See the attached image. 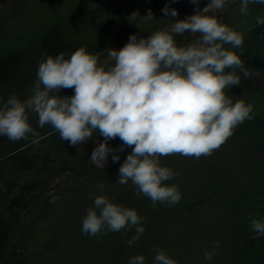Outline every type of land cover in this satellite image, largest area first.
I'll return each mask as SVG.
<instances>
[{"label": "clouds", "instance_id": "obj_1", "mask_svg": "<svg viewBox=\"0 0 264 264\" xmlns=\"http://www.w3.org/2000/svg\"><path fill=\"white\" fill-rule=\"evenodd\" d=\"M192 3L199 7V0ZM225 3L209 0L202 10L174 21L170 28L147 36L129 34L120 49L108 48L112 63L107 67L83 45L71 53L45 52L31 96L26 100L15 94L0 97V136L19 140L31 134L36 142L39 134L29 122L30 112L37 114L40 127L50 124L71 145L81 144L98 130L103 140L95 142L89 159L92 163L104 167L109 153L113 162L119 161L116 153L133 146L119 166L115 183L130 180L137 194L148 196L153 207L158 201L175 205L182 193L177 184L166 182L179 173L162 165L160 156L179 153L198 158L210 154L254 115L251 103L243 98L234 100L225 91L240 83V73L249 74L235 51L243 44V33L223 23L222 18L206 14L209 8L220 9ZM250 3L264 5V0H240L241 13L247 14ZM161 11L165 16L178 15L168 3ZM143 17L152 20V10ZM256 23L264 25V16H257ZM186 31L201 35L178 45L174 34ZM225 44L233 47L225 48ZM62 87H72L73 94L60 95ZM117 136L123 144L109 146L107 142ZM97 187L103 191L102 182ZM249 218L251 228L264 234V216L250 214ZM143 219L134 208L100 194L87 208L81 231L99 236L135 226V234L126 241L131 245L145 232ZM218 246L219 241H214L212 250L204 251V258L211 260ZM145 260L143 254H137L128 264H145ZM152 264L178 261L161 248Z\"/></svg>", "mask_w": 264, "mask_h": 264}, {"label": "trees", "instance_id": "obj_2", "mask_svg": "<svg viewBox=\"0 0 264 264\" xmlns=\"http://www.w3.org/2000/svg\"><path fill=\"white\" fill-rule=\"evenodd\" d=\"M76 1H79L78 4ZM76 1L70 20L60 21L59 24L51 25L29 37H21L17 32L10 48L7 47V43L0 41V97L7 99L12 93L21 94V99L30 97L38 64L45 58V52L50 55L61 51L71 53L83 45L89 52L99 54L110 47V44L114 42L118 44L121 38H125L130 32L142 33L155 25H166L172 21L171 15L165 16L161 11L170 0ZM116 2L121 3L123 8L130 9V21L123 23L120 18H115L121 15L123 8L120 9L121 11L115 9L112 13L109 12L106 19L99 17L98 12L101 8L111 7ZM182 2V0H174V8L178 10ZM145 4L148 9L155 7V10H152L153 19L149 21L143 17L137 21L132 13L137 12L138 8ZM239 4L240 1L235 5ZM256 9L264 11V5L257 4ZM113 13L119 14L112 17ZM239 31L243 33L247 42L250 39L252 41L249 46L247 44L246 49L243 47L238 49L241 50L239 54L241 59L249 73L257 72L264 79V25H257L255 21L240 28ZM115 33L118 34L113 37ZM112 38L115 39L112 41ZM18 39L20 43L14 45L13 42L16 43ZM237 72L239 73L240 70L237 69ZM240 75V83L226 88V93L243 89L245 75L243 73ZM256 88L264 92V84ZM254 116L252 119H246L243 124L246 133L236 134L238 143L233 145L234 150L231 149V144L228 145L230 148H223L220 145L210 155L202 154L198 158L179 153L160 156L162 165L169 166L174 172L179 173L166 183L177 184L182 197L175 205L158 201L153 207L151 199L141 193L134 204L137 205L138 214L144 217L141 223L145 227V232L131 245L126 241L135 234V226L114 232L106 231L97 238L82 233L81 228L76 226L63 229L57 226L53 218L69 215L66 219L67 223L75 220L76 214H70V209L64 210L65 212L60 209L63 206L72 208V201L76 199H84L83 206L79 207L81 209L87 205L90 197L96 195H112L116 199L122 193H127L130 197V193L125 190V184L115 183L119 167L102 169L83 165L92 148V137L84 144L85 147L81 149L79 158H75V163L79 162L76 163L77 165L63 160L67 157L65 155H70L72 152H68L61 144L53 146L49 144L51 153L62 160H58L59 166L50 169L49 174L56 170V176L63 172L75 176L71 177V185L63 188L57 199L53 201L46 199L44 206L40 207V218H38L40 238L35 232L32 237L39 242L40 253L49 257L46 264H128V259L137 254L148 257L145 264H152L153 256L149 254L154 244L171 230H183L182 226L187 222L186 216L208 218L219 228L224 244L229 251L234 252V255H231L233 264H264V234H259L251 228L249 218L250 214L252 217L264 216V133H261L264 122L258 115ZM38 134L40 141L38 138L36 142H33L34 138L31 134L28 139L21 138L16 141L0 136V162L8 163L12 168L18 165L22 170L31 168L35 157L33 159L26 157V151L31 147H40L41 152L44 150L43 145L47 138H51L50 143H53L52 139L56 140L60 135L52 126ZM115 142L123 141L117 137ZM219 156H224L222 163L216 162ZM43 159H45L43 167H46V163L54 162L45 155ZM101 182L104 186L103 191L97 187ZM12 188L11 182L0 188V207H2L0 264H23L22 260L15 256L14 246H10L12 236L16 235L14 227L16 222L12 217L17 216L18 212L14 210L21 205L23 195L35 191L37 185L34 182L24 184L20 187L18 196L4 201ZM124 202L127 206L130 205L127 201L124 200L123 204ZM26 206L27 204L23 203V207ZM43 210L48 212L47 218L41 215ZM7 212L11 217L5 216ZM174 239L178 241L180 237L174 236Z\"/></svg>", "mask_w": 264, "mask_h": 264}, {"label": "rangeland", "instance_id": "obj_3", "mask_svg": "<svg viewBox=\"0 0 264 264\" xmlns=\"http://www.w3.org/2000/svg\"><path fill=\"white\" fill-rule=\"evenodd\" d=\"M75 1L76 0H0V41L7 43V47L10 48L13 45L12 41L15 40V34L17 32L20 33L21 37H29L31 35L40 33L42 30L47 29L51 25L59 24L60 21H64L67 19L70 20L72 8L75 5ZM182 1V6L177 10L178 15L172 17V21L170 23L166 25H155L154 27L143 31L142 33L140 31V33H136V31L130 32L126 34L125 38H121L118 44H116L115 42H111L112 44H110V47H107L104 52L97 54L99 63L105 67L112 63L111 58L108 56V48L120 49L127 42L129 34L147 36L155 30L170 28L171 24L174 21L184 19L186 15H191L196 11L202 10L209 3V0H199V7L196 8L193 5L192 0ZM238 1L240 0H226V3L222 8H209L206 14L215 15L219 18H222L223 23L238 31L240 28L244 27L247 24L251 25L255 23L257 16H264V11L262 9L257 10V4L251 3L248 5L247 14L241 13V4H239L238 6L235 5ZM78 2L79 1H76V4H78ZM168 4H170V7H174V0H170ZM147 7V4H145L138 8V11L136 12L137 16H135L137 21H140L147 13ZM122 8L123 5H121V3L119 2H116L111 7L101 8L98 14H100L99 17H101V19H106V15L109 12L112 13V11H114L115 9L120 10ZM129 10L130 9H128L127 7H124L122 11L120 10V16H116L119 13H113V15L111 16L120 18L123 23L128 22L131 19ZM151 10L154 11L155 7L152 6ZM226 13L227 17L225 18ZM117 34L118 33L113 34V37L117 36ZM200 35V33H192L189 31H186L183 34H174L175 40L177 41L178 45H186L187 43L193 42L197 40ZM113 39L115 38H112V41ZM18 41L19 39L16 43L13 42L14 45L20 43ZM251 42V39L249 42L244 39L243 44L240 46V48L243 47L246 49L247 44L249 46ZM224 47L231 49L233 46L231 44H225ZM238 49L239 48L235 49V51L240 54L241 50ZM243 79L245 81V84L242 90H239L237 92L231 90L230 93L227 92V94L233 96V99L243 98L247 103H251L253 105V112L255 115L253 116L257 117L258 115L264 122V92L259 90L260 88H256V86L264 84V79L260 77L257 72L249 73L247 76H244ZM59 94L62 96H70L73 94V88L62 87ZM15 95L21 99V94ZM245 121L240 123L234 129L233 134L221 144L223 148H230L229 146H231L232 144L231 149H235L233 145L238 143V135L246 133L245 129L243 128V124H245ZM29 122L38 133L48 129L51 126L50 124L46 123L43 127H40L38 125V116L35 112H30ZM261 130V133H264V125L263 127H261ZM91 137L93 140L91 148L92 151V149L95 147V142L103 140V137L99 136L98 130H94ZM117 137L107 142L109 146L116 148L119 145L123 144V142H115V139ZM88 139L81 144L71 145L67 140H63L60 135L58 139H52V144L50 143L51 138H47L44 141L43 151L40 152V147H31L26 151V157L32 159L35 157L33 166L28 170H22L18 165L15 168H12L8 163L0 162V188L2 189V187H5V185L10 182L13 183V188L11 189L8 197L4 198V201H8L13 196H18L20 193V187H22L24 184L34 182L37 185L35 191L23 195L21 205H19L14 210L18 212V217H12V220L16 222H14L16 235L12 236L10 246H14V253L16 254L15 256L20 258L23 264H46L47 261H49V257L40 253L39 242L32 237L34 234L33 232H35V234H37V236L40 238V219H38L40 218V207L44 206L46 199L50 201L57 199L61 195L60 193L63 188L71 185V177L75 176L74 174L69 175L67 172H63L59 176H56V170L52 171L51 174H49L50 169L59 166L58 160H60L58 159L59 157L57 158L54 153H51L49 144L52 146L61 144L68 150V152H72V154L70 155H65L64 153L63 155L67 157H65L63 160L76 164L79 162L75 163V158H79L81 149L85 147L84 144L88 142ZM38 141H40V138L38 139ZM132 147L133 146H125L123 151L116 153L120 156L119 161L113 162L111 159L112 153H109L107 163L104 165V167L97 166L89 160L91 155L90 151V154L86 157L83 165H92L94 167L102 169L115 167L117 168L126 158V155L131 152ZM214 151L215 149L211 153H213ZM44 155L47 156L48 159L54 160V162L46 163V167H43L45 162V159H43ZM223 160L224 156H219L216 162L222 163ZM125 190L129 191L130 197L127 193L118 195V198L116 199H114L112 195L107 196L112 199L114 203L119 204V202L122 201L120 202V204L127 206L125 202L123 204V201L125 200L130 204L128 205V207L134 208L136 210L137 205L134 203L136 201V198L141 194H137L136 186L133 185L131 181L125 184ZM93 199L94 197H90V201L81 209L79 207H82L84 204L83 198L72 201V208L70 206H63L60 209L61 211L70 209V214H76V218L73 222L67 223L66 219L69 218V215L67 213L66 214L68 215V217L66 215H63L62 217L53 218L54 222L57 224V226L62 227V229L72 226L81 228L82 218L86 215L87 208L93 206ZM23 203H26L27 206L23 207ZM0 212H2V207H0ZM41 215L44 218H47L49 216L46 210H43ZM5 216L11 217L8 212L5 214ZM186 220V224L182 226L184 228L183 230H171L162 235L160 239L157 240L152 248V251L150 250L151 254H149L150 256H153V259L156 252L162 248L169 256L175 258L178 261V264H233L231 255H234V252H232L231 250L229 251L227 245L224 244V239L219 228L214 226L212 221H210L208 218L191 216H186ZM198 221L200 222L198 223ZM174 236H179L180 239L176 241L174 239ZM97 237L98 236H96V238ZM214 241H219V246L216 248L215 254L213 255L212 259L206 260L204 258V251H211ZM151 260L152 259L150 258V261Z\"/></svg>", "mask_w": 264, "mask_h": 264}]
</instances>
